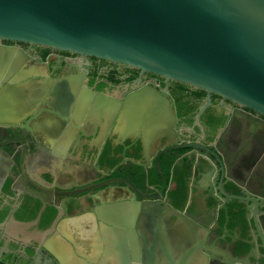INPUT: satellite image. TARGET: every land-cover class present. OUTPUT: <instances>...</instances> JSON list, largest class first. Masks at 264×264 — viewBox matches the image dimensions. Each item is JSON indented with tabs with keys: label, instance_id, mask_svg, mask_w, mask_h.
Masks as SVG:
<instances>
[{
	"label": "flooded vegetation",
	"instance_id": "af4514ba",
	"mask_svg": "<svg viewBox=\"0 0 264 264\" xmlns=\"http://www.w3.org/2000/svg\"><path fill=\"white\" fill-rule=\"evenodd\" d=\"M0 47L29 72L10 99L24 110L0 120V264H122L105 250L113 227L144 264L153 223L162 248L197 247L199 264H264L263 115L106 59ZM137 92L165 100L167 129L122 122Z\"/></svg>",
	"mask_w": 264,
	"mask_h": 264
},
{
	"label": "water",
	"instance_id": "95a60500",
	"mask_svg": "<svg viewBox=\"0 0 264 264\" xmlns=\"http://www.w3.org/2000/svg\"><path fill=\"white\" fill-rule=\"evenodd\" d=\"M0 41L138 68L218 94L264 116V0H0ZM21 57L0 47V79L14 75L9 79L13 83L0 91L2 121L24 110L10 102L17 90L25 89L14 82L29 74L17 60ZM147 93L137 92L125 104L131 108L122 112V122L131 129L163 131L168 127V104ZM114 215L125 219L122 211ZM147 231L144 264H199L197 247L176 253L160 246V236L168 234L160 224H148ZM106 236L107 254L129 264L124 230L113 227Z\"/></svg>",
	"mask_w": 264,
	"mask_h": 264
}]
</instances>
